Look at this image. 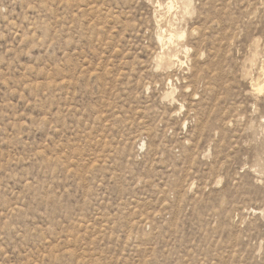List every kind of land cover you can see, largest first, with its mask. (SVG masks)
Returning a JSON list of instances; mask_svg holds the SVG:
<instances>
[{"label": "rangeland", "instance_id": "obj_1", "mask_svg": "<svg viewBox=\"0 0 264 264\" xmlns=\"http://www.w3.org/2000/svg\"><path fill=\"white\" fill-rule=\"evenodd\" d=\"M0 264H264V0H0Z\"/></svg>", "mask_w": 264, "mask_h": 264}, {"label": "bare ground", "instance_id": "obj_2", "mask_svg": "<svg viewBox=\"0 0 264 264\" xmlns=\"http://www.w3.org/2000/svg\"><path fill=\"white\" fill-rule=\"evenodd\" d=\"M183 1H184V0H183ZM189 3H190V2L188 1V3H187V4L189 5ZM173 29H174V28H173ZM171 31H172V30H171ZM174 32H175V31H174ZM175 36H176V34H175V35H174V34H171L169 39H170V40H172V39H173ZM159 37H160V36H159ZM180 37L182 38V37H183V35H182V36H180ZM176 38H177V37H176ZM160 40L162 41V38H161V37H160ZM159 42H160V41H159ZM170 42H171V41H170ZM164 45H165V44H164ZM175 55H176V54H175ZM183 63H184V62H183Z\"/></svg>", "mask_w": 264, "mask_h": 264}]
</instances>
